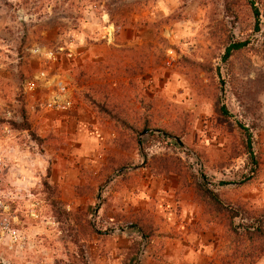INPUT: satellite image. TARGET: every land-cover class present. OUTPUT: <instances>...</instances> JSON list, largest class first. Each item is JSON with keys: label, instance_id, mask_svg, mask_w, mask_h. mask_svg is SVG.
Masks as SVG:
<instances>
[{"label": "rangeland", "instance_id": "obj_1", "mask_svg": "<svg viewBox=\"0 0 264 264\" xmlns=\"http://www.w3.org/2000/svg\"><path fill=\"white\" fill-rule=\"evenodd\" d=\"M0 264H264V0H0Z\"/></svg>", "mask_w": 264, "mask_h": 264}, {"label": "built area", "instance_id": "obj_2", "mask_svg": "<svg viewBox=\"0 0 264 264\" xmlns=\"http://www.w3.org/2000/svg\"><path fill=\"white\" fill-rule=\"evenodd\" d=\"M45 57V63L53 66L61 63L64 48L40 51ZM72 51H70V54ZM29 92H43L46 96L45 108L55 113L68 112L74 108L73 91L69 89L68 81L57 72L41 70L34 78L26 83Z\"/></svg>", "mask_w": 264, "mask_h": 264}, {"label": "trees", "instance_id": "obj_3", "mask_svg": "<svg viewBox=\"0 0 264 264\" xmlns=\"http://www.w3.org/2000/svg\"><path fill=\"white\" fill-rule=\"evenodd\" d=\"M256 14L259 15V12L257 10H256ZM247 45H248V42H236V43L231 44V46H229L226 50L224 60H228L233 55V53L242 50ZM221 112L224 116L231 117L229 111L227 110V108L224 104L221 106ZM239 125H240V123H239ZM241 126H242V128H244L246 130V132H248V129H246L242 124H241ZM247 136H248L249 141L251 142V135L247 133ZM254 165L255 166L257 165L256 162H254ZM205 191L214 201L219 203L220 200L214 192H212L209 189H206Z\"/></svg>", "mask_w": 264, "mask_h": 264}]
</instances>
